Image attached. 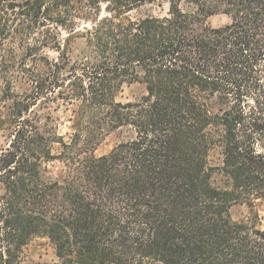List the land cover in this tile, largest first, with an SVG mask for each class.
<instances>
[{
  "label": "trees",
  "instance_id": "trees-1",
  "mask_svg": "<svg viewBox=\"0 0 264 264\" xmlns=\"http://www.w3.org/2000/svg\"><path fill=\"white\" fill-rule=\"evenodd\" d=\"M0 76V264H264V0H0Z\"/></svg>",
  "mask_w": 264,
  "mask_h": 264
},
{
  "label": "rangeland",
  "instance_id": "rangeland-1",
  "mask_svg": "<svg viewBox=\"0 0 264 264\" xmlns=\"http://www.w3.org/2000/svg\"><path fill=\"white\" fill-rule=\"evenodd\" d=\"M155 13H163L166 11V7L164 10L160 9L157 5H149ZM209 21L213 25H220L227 22V17L224 15H215L209 18ZM83 46V39H76L72 42V55L77 56ZM52 56H55L56 53L50 52ZM16 89L21 91L20 83L15 80ZM4 88V80L0 76V94L2 89ZM143 92V86L139 83H133L131 85H125L123 91L119 94L118 100L128 101L133 100L135 97H138ZM47 113H51L53 119L56 122L58 127V131L62 134H67L70 132V122L68 121V116L70 114L69 111L61 109L50 108L46 110ZM119 138L117 133H111L108 135L101 145L96 150L97 155H102L111 151V149L118 143ZM5 144L4 133L0 132V147ZM59 151V144H55L54 152ZM212 158L214 162L218 159V153L215 151L212 154ZM64 165L59 160L50 161L47 163V174L53 177H58L63 174ZM255 210L258 212L259 217L253 218L252 209L247 205L237 204L232 208V217L236 221H252L255 222L259 228L264 229V198L259 199L255 203ZM56 260L55 250L46 237H38L34 239L27 252V257L22 264H52Z\"/></svg>",
  "mask_w": 264,
  "mask_h": 264
}]
</instances>
